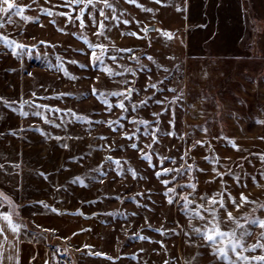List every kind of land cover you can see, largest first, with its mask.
<instances>
[{
    "label": "rangeland",
    "instance_id": "obj_1",
    "mask_svg": "<svg viewBox=\"0 0 264 264\" xmlns=\"http://www.w3.org/2000/svg\"><path fill=\"white\" fill-rule=\"evenodd\" d=\"M11 2L21 12H0V39L13 42L0 43V199L34 177L60 188L67 209L88 203L116 264L256 261L251 231L246 250L214 254L239 223L195 215L188 197L209 131L241 136L238 115L210 114L216 101L235 113L253 91L238 81L264 65V0ZM213 228L229 235L210 245L201 233Z\"/></svg>",
    "mask_w": 264,
    "mask_h": 264
},
{
    "label": "crops",
    "instance_id": "obj_2",
    "mask_svg": "<svg viewBox=\"0 0 264 264\" xmlns=\"http://www.w3.org/2000/svg\"><path fill=\"white\" fill-rule=\"evenodd\" d=\"M254 61L252 77L238 81L244 89L253 88L252 93H241L235 113L230 114L229 103L220 107L216 101L210 114L238 115L243 123L237 129L241 136L225 134L222 128L213 127L209 131L210 138L196 149L203 155V162L199 160L202 169L199 175L203 178L188 200L193 213L201 207L204 214L214 219L210 214L214 208L215 219L239 223L236 225L242 226L238 227L240 232L251 231V246L256 248L253 253L260 257L264 256V249L257 245L264 244V228L252 221L264 222V78L259 74L264 65L259 60ZM245 68L241 70L245 72ZM246 119H250L252 126L245 124ZM27 171L32 177V166H27ZM24 179L26 183L22 188L18 185L10 188L8 202L0 199V217L7 216L12 225L19 226V230L13 232L8 222L0 218V264H60L50 246L62 239H67L74 247L75 264H116L102 254L104 225L101 216L88 203L81 201L77 211L67 209L63 206L68 199L66 196L63 199L60 188H57L58 195L51 192L52 183L48 181H37L34 177ZM55 182L63 184L60 177ZM201 197H208L209 202L205 203ZM212 197L222 201L224 207L214 204ZM228 212L234 219L228 218ZM250 223L252 225H248ZM251 264H257V260Z\"/></svg>",
    "mask_w": 264,
    "mask_h": 264
},
{
    "label": "snow or ice",
    "instance_id": "obj_3",
    "mask_svg": "<svg viewBox=\"0 0 264 264\" xmlns=\"http://www.w3.org/2000/svg\"><path fill=\"white\" fill-rule=\"evenodd\" d=\"M70 2H74V3H77L78 4V3L81 2V0H70ZM155 2L159 3L160 0H155ZM89 3H91V0H89ZM105 5H106V7H111V5L107 3V0H105ZM144 10L145 11H151L150 9H144ZM82 11H83V9H81V12ZM0 12L4 13L6 15H12L13 13L16 14V15H19L20 12H21V9L15 8L14 5H13V3L11 2V0H0ZM47 14L50 15L51 13H47ZM60 15H65V14L64 13H60ZM77 19H79V17H77ZM105 19H107V17H105ZM81 26H83V24ZM101 27H103V25H101ZM144 31H147V29H145ZM100 34L102 35L103 33H100ZM130 34L134 35V33H130ZM162 34L165 35V36H168L169 38H171V35L169 33H162ZM0 43H3L4 46L5 47H8V48H12L13 47V42H10V41H5L3 39H0ZM19 48H20V51H23L24 46H19ZM14 54L15 55H19L18 52L17 53H14ZM95 61H99V62L102 63V61L99 60V57H95ZM73 63H75V62L73 61ZM65 75H67V73H65ZM69 78L70 79H75L74 77H69ZM93 94H95V90H93ZM113 95H115V93ZM119 107L121 109H123L124 108V105L123 104H120ZM21 114H23V113H21ZM133 147H135V145H133ZM145 159H147V157H145ZM188 170L191 171V166H189V169ZM80 182L82 183V181H80ZM188 187L194 189L195 188V185H188ZM211 199H212V202L214 204L219 203L221 208L224 207V203L222 201H217L215 197H212ZM244 199H245L244 197H241V200H244ZM201 200H203L205 203H208L209 202V198L208 197H201ZM188 203H191V202L189 201ZM231 203L234 204V205H236L237 207H239V205L237 204V202L235 200H231ZM44 206L47 207V205H44ZM194 214L195 215H199V213H194ZM210 214L215 219L216 212H215V209L214 208L212 209V211H211ZM227 216H228L229 219H234L232 217V215H231V212H228L227 213ZM0 218H2L3 220H5L6 222H8V224L11 227V230L13 232H17L19 230V226L12 225L11 224V221H10L9 217L3 216V217H0ZM252 223L257 224L258 226L264 228V222H262V221L253 220ZM238 227H242V226L241 225H238ZM0 232H2V230H0ZM212 232L214 233V235L209 234V233H201V235H203L204 239L210 245H216L218 243V238H219V240H223L226 236L229 235L227 233H224V232L220 231L218 228H213L212 229ZM248 235H251V233L245 231V232H241L239 235H237L235 232H233L232 234H230V243H229V245H227L225 249H220L218 252H216L214 254L223 256L225 259H227V257H228L227 248H229V247H230V249H231V251L233 253L236 252V249L237 248H240L241 251L246 250L245 249V246H244V237L245 236H248ZM141 239H144V238L141 237ZM257 247H259L261 249H264V244L257 245ZM247 250L255 251L256 248L247 249ZM240 259L242 261H244L245 264H247L248 258L241 256ZM255 259L257 260V264H264V256H260V257H257ZM228 264H232V262L229 260L228 261Z\"/></svg>",
    "mask_w": 264,
    "mask_h": 264
},
{
    "label": "built area",
    "instance_id": "obj_4",
    "mask_svg": "<svg viewBox=\"0 0 264 264\" xmlns=\"http://www.w3.org/2000/svg\"><path fill=\"white\" fill-rule=\"evenodd\" d=\"M50 249L60 264H75L73 256L75 250L67 240L63 239L59 242H53Z\"/></svg>",
    "mask_w": 264,
    "mask_h": 264
},
{
    "label": "water",
    "instance_id": "obj_5",
    "mask_svg": "<svg viewBox=\"0 0 264 264\" xmlns=\"http://www.w3.org/2000/svg\"><path fill=\"white\" fill-rule=\"evenodd\" d=\"M81 1H82V0H81ZM146 29H147L146 32L149 33L150 31H153V30H154V27H153V26H149V27H147ZM132 92H133L132 90H129V91H128L129 94H132Z\"/></svg>",
    "mask_w": 264,
    "mask_h": 264
}]
</instances>
